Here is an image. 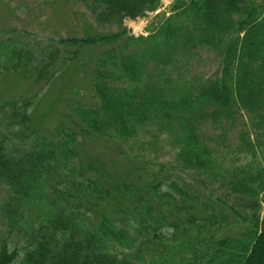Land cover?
Wrapping results in <instances>:
<instances>
[{"label":"trees","instance_id":"obj_1","mask_svg":"<svg viewBox=\"0 0 264 264\" xmlns=\"http://www.w3.org/2000/svg\"><path fill=\"white\" fill-rule=\"evenodd\" d=\"M74 1L98 23L120 29L59 40L69 53L60 63L49 50L33 65L29 44L0 42V73L31 72L34 82L49 81L69 64L90 65L98 101L77 106L73 129L57 127L55 140L31 127L35 93L0 104V182L8 188L0 211L9 232L24 235L19 264H264V0H176L154 30L124 41V19L143 17L159 0ZM204 49L217 57L212 74L168 77L179 60ZM238 113L247 118L239 151L252 152L259 163L255 172L228 170L225 137L212 140L203 129L209 118L231 122ZM150 125L175 146L168 177L176 179L168 183L164 177L140 184L139 175L137 182L126 181L99 161L84 164L76 150L83 136L125 144ZM166 183L169 189L162 190ZM208 185L226 190L224 200ZM225 208L240 219L229 218ZM162 227L172 230L165 236ZM18 257L16 247L1 243L0 264Z\"/></svg>","mask_w":264,"mask_h":264},{"label":"rangeland","instance_id":"obj_2","mask_svg":"<svg viewBox=\"0 0 264 264\" xmlns=\"http://www.w3.org/2000/svg\"><path fill=\"white\" fill-rule=\"evenodd\" d=\"M176 0H159L157 7L153 10L146 11L143 17L136 19H124L123 26L125 34L122 36L124 41L128 36H139L132 33L131 24L144 26L140 35L146 36L150 30H154L160 22L170 14L173 4ZM120 28L110 25L98 23L95 17L84 7L83 4L74 0H0V42L8 40V38L29 44L33 48L34 60L32 64L44 60L47 51L54 50L58 54L57 63H60L64 57L69 55L64 52L66 44L59 43L61 39H69L74 37H82L85 34L111 35ZM130 48L135 45L130 41ZM116 43H112L114 45ZM111 44L103 45L95 48L99 50L108 49ZM92 48H85L81 51L80 59L91 52ZM134 48V47H133ZM68 49V48H67ZM72 51V48L69 49ZM96 52L93 53L95 59ZM196 55L190 58H184L172 66V70L168 77L171 80L195 79L207 77L217 69L218 61L213 51L204 49L198 50ZM3 56L0 55V67L2 66ZM92 64V62L90 63ZM68 68L58 71L47 82H34L31 72L28 75H19L17 73L3 74L0 73V104L6 100L13 98H25L35 93L32 106L29 107L31 113V127L47 137L54 139L56 129L59 126L72 128V120L77 119L75 108L77 106H93L97 104V98L93 95V90L88 77L90 65H82L80 63L69 64ZM78 66V67H77ZM79 68V69H78ZM243 114H236L234 119L228 121L215 122L207 119L204 123V132L212 140H220L222 138L229 145L228 152L225 155L224 163L228 170L238 169L246 171H257L259 163L255 162L252 152L243 154L239 148L242 146L240 131L247 129L245 122L247 118H242ZM80 139V136H79ZM81 145L77 146L80 156L86 164L89 160L96 163L99 161L106 165L107 170L110 168L114 176H119L126 181L137 182L136 176L140 178V184L153 182L156 179L166 177L167 183L171 179H176L175 175L170 171L172 160L174 158L175 146L168 141L166 132L159 133L155 126H147L140 131L136 138L131 139L128 143H121L115 140H108L105 137H84L80 139ZM118 149L130 157L136 156V159H129L124 156L114 154L111 150ZM163 169V174L158 175L157 170ZM170 172V173H169ZM127 173H131L127 176ZM174 174V173H173ZM184 178L185 182L196 183L198 179L186 173L178 174ZM127 177V178H124ZM178 179H181L177 176ZM182 178V179H183ZM195 179L197 180L195 182ZM182 181V180H181ZM166 184L161 186L162 190H168ZM202 187V185H200ZM214 191L217 196L224 200L225 191L223 188L211 187L208 185L207 191ZM201 192V191H200ZM202 194V192H201ZM8 195V188L0 182V205ZM203 195V194H202ZM262 194H259L261 199ZM226 200V199H225ZM228 206H232L234 201L232 198L226 200ZM220 206H224L223 204ZM242 215L248 217V210H242L237 206ZM229 218H239L227 210ZM260 219L264 218V201L261 202L259 209ZM171 228L162 227L161 231L167 236L171 232ZM131 233H133L131 231ZM5 241L6 245L12 249H18L19 257L11 264H19L23 256L22 247L26 244L24 235L10 233L6 223L1 217L0 211V245ZM119 252L121 249L116 247L113 249Z\"/></svg>","mask_w":264,"mask_h":264},{"label":"built area","instance_id":"obj_3","mask_svg":"<svg viewBox=\"0 0 264 264\" xmlns=\"http://www.w3.org/2000/svg\"><path fill=\"white\" fill-rule=\"evenodd\" d=\"M144 28V26H140V25H136V24H131V29H132V32L134 34H143L144 32H142V29Z\"/></svg>","mask_w":264,"mask_h":264}]
</instances>
